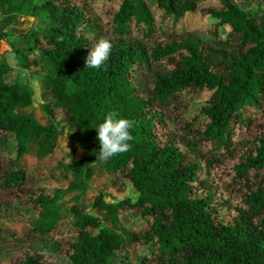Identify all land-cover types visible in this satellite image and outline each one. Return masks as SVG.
<instances>
[{"label": "trees", "instance_id": "1", "mask_svg": "<svg viewBox=\"0 0 264 264\" xmlns=\"http://www.w3.org/2000/svg\"><path fill=\"white\" fill-rule=\"evenodd\" d=\"M201 3L119 0L104 23L87 0H0V41L12 37L6 28L14 22H35L8 42L18 69L40 73L48 96L38 104L43 123L32 112L33 88L20 83L21 73L0 54V134L12 135L15 144L13 153L0 154V211L35 218L25 226L26 238L49 237L61 222L77 232L65 243V263L23 250L17 264H117L125 239L114 226L129 210L149 222L129 235L151 248L141 264H264V135L249 131L264 116V18L256 13L264 0L248 9L219 0L218 8L201 7L212 24L181 29ZM101 38L113 45L109 59L100 69L86 68ZM182 98L194 103L191 111L176 131L162 133L168 122L159 110ZM110 112L135 122L134 139L128 152L104 162L97 159L96 127ZM64 130L74 134L79 153L59 146ZM56 152L49 176L65 173L68 187L38 185L21 159ZM236 154L234 176L246 189L230 215L223 197L215 204L217 188L208 180ZM101 172L133 195L107 201L100 189L85 203L82 192ZM251 172L261 178L257 185ZM67 194L72 204L64 209L59 201ZM8 232L0 226V237Z\"/></svg>", "mask_w": 264, "mask_h": 264}, {"label": "rangeland", "instance_id": "2", "mask_svg": "<svg viewBox=\"0 0 264 264\" xmlns=\"http://www.w3.org/2000/svg\"><path fill=\"white\" fill-rule=\"evenodd\" d=\"M87 1L94 8L95 13L101 17L104 23L107 20V14L117 10L119 5V0ZM148 1L151 6L155 4V0ZM201 2L202 3L197 11L189 13L183 19L180 24L181 29L192 31L200 26L209 25L214 22V20L210 17L203 16L201 14V7L218 8L219 0H201ZM234 2L243 9H248V7H255L258 0H234ZM256 13L258 18H264V7L258 8ZM159 14L160 11L158 12V15ZM18 22L19 24L13 23L12 26L9 27V30L14 33L12 37L7 40L0 41L1 57L5 58L11 65L16 64V59L8 41L12 39L15 34L26 33L31 27H35V22H32V20L22 21V19H20ZM164 27L165 25H159V29L161 30H164ZM227 30V26L222 27L220 30L221 35L224 36ZM24 79L35 88V106L32 111L34 116L41 122L47 123L46 115L38 107V104L42 101L43 97H40L39 95L36 81L31 76L29 77L27 72ZM193 105L194 103L190 102V99L187 100L182 98L180 101L173 104L174 108L166 107L160 109V114L165 115V119L168 122V125H166V127L162 130V133H165V131L169 128L176 131L178 129L177 127L181 123V120L185 119L187 113L191 111ZM61 118L62 114L60 113L55 117L56 120ZM255 118L257 119L253 121V126L249 130L250 133L264 135V116L258 115ZM58 143L64 151L77 150L76 153H79L78 145L74 140V134L72 132L67 133V131L64 130V132L58 137ZM14 150L15 144L12 135L6 133L0 134V154L9 155L13 153ZM238 155L239 154H236V156L227 155L217 169L216 179H212V177H210L208 180L209 184L212 183V188H217L215 204H218L219 201L222 200L220 197H223L225 202L223 205L228 207L230 215L235 212L234 201L237 200L239 194L246 189L244 181L234 176L233 164L234 162L239 161ZM59 157L60 155L58 152L45 159H37L33 154H30L22 158L21 163L28 171L35 174V182L38 185L66 188L71 180L70 176L65 173H59L56 178H51L48 173ZM250 176L252 177V180H254V185H257L261 179L260 176H254L253 172L250 173ZM123 181L126 182V179H123ZM89 184L91 187L82 192L85 203H89L93 199L96 191L100 189L106 192L107 201H113L124 196L133 195V190L129 185L122 190L116 189L113 182L106 178L103 172L96 174L95 178L89 181ZM222 192L224 194H222ZM70 200V194H67L66 196L64 195L62 200L59 201L60 207L68 209L72 204V201ZM119 218L121 224L118 226L115 225L114 228L122 234L125 239V245L117 252L115 261L117 264H141L139 258L140 255L150 254L151 248L139 243H134L131 241L129 235L133 231L148 229L149 222L148 220L141 218L137 210H129L120 215ZM34 221V217L28 218L21 217L20 215H7L4 211H0V226L9 231L7 235L0 237V264H17L18 257L22 254L23 250L44 251L50 255V262L65 263V243L76 240L77 232L72 229L68 223L61 222L54 233L49 237L30 236L26 238L23 233L25 226L27 224L32 225ZM91 231L94 232L95 230L91 229Z\"/></svg>", "mask_w": 264, "mask_h": 264}, {"label": "clouds", "instance_id": "3", "mask_svg": "<svg viewBox=\"0 0 264 264\" xmlns=\"http://www.w3.org/2000/svg\"><path fill=\"white\" fill-rule=\"evenodd\" d=\"M112 47L108 39H99L86 57V68L100 69L103 67L109 59ZM134 124L132 120L119 118L116 112L108 113L103 122L96 127L100 144L97 159L106 162L117 155L128 152L132 147L128 142L134 139L130 132Z\"/></svg>", "mask_w": 264, "mask_h": 264}, {"label": "crops", "instance_id": "4", "mask_svg": "<svg viewBox=\"0 0 264 264\" xmlns=\"http://www.w3.org/2000/svg\"><path fill=\"white\" fill-rule=\"evenodd\" d=\"M24 20H32L31 18H26V19H22V21H24ZM32 22H33V20H32ZM14 23H17V24H19V22H14ZM10 26H12V24L10 25ZM10 26H8V28H6V31H7V33L8 34H10V35H13L14 33L12 32V31H10L9 30V27ZM15 56V55H14ZM16 59V58H15ZM7 61V60H6ZM8 62V61H7ZM9 63V62H8ZM9 65L11 66V67H13V68H17L18 69V65H17V60H16V64H13V65H11L10 63H9ZM17 71H19L20 73H21V75H20V83L21 84H28V85H30L29 83H27V80H25L24 78H25V75H26V72H27V75L29 74V77L31 76L32 78H34V80L36 81V83H37V85H38V92H39V95H40V97H43L42 98V101L41 102H39V103H42V102H45L46 100H47V98H48V96L47 95H45L44 96V84H43V79H42V75L40 74V73H30L28 70H26V69H18ZM40 77H41V79H40ZM32 88H33V90H34V95H35V88L32 86V85H30ZM34 100H35V98H34Z\"/></svg>", "mask_w": 264, "mask_h": 264}]
</instances>
